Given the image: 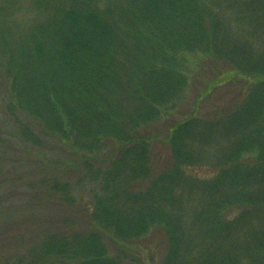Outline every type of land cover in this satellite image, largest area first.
<instances>
[{
	"label": "trees",
	"instance_id": "trees-1",
	"mask_svg": "<svg viewBox=\"0 0 264 264\" xmlns=\"http://www.w3.org/2000/svg\"><path fill=\"white\" fill-rule=\"evenodd\" d=\"M198 56L247 87L175 123L156 170L149 128L185 101ZM0 68L13 108L85 155L97 185L90 228L49 234L29 264H139L130 245L155 229L163 264H264V0H4Z\"/></svg>",
	"mask_w": 264,
	"mask_h": 264
},
{
	"label": "rangeland",
	"instance_id": "rangeland-1",
	"mask_svg": "<svg viewBox=\"0 0 264 264\" xmlns=\"http://www.w3.org/2000/svg\"><path fill=\"white\" fill-rule=\"evenodd\" d=\"M2 3L4 0H0ZM33 17L28 3L23 1L19 22H30ZM192 69L185 101L173 114L149 128L154 137L156 170L163 169L171 159L163 140L175 123L194 113L220 111L242 95L248 84L224 62L198 56ZM26 125L34 139L26 136ZM84 157L13 108L10 80L0 68V264H29L30 251L38 250L49 234L90 228L92 189L97 185L85 170ZM92 158L94 166H105L103 160ZM192 173L206 176L213 172L200 168ZM55 182L71 184L70 203L61 202L53 191ZM108 247L109 251H117ZM130 247L139 249V264H163L167 241L163 231L155 229Z\"/></svg>",
	"mask_w": 264,
	"mask_h": 264
}]
</instances>
